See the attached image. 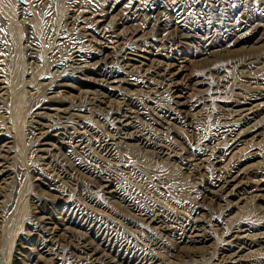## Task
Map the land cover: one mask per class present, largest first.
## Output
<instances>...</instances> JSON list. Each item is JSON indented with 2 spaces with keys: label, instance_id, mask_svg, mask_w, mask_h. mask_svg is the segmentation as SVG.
Listing matches in <instances>:
<instances>
[{
  "label": "rangeland",
  "instance_id": "374dc122",
  "mask_svg": "<svg viewBox=\"0 0 264 264\" xmlns=\"http://www.w3.org/2000/svg\"><path fill=\"white\" fill-rule=\"evenodd\" d=\"M147 1L0 0V69L6 76H0V86L7 85L10 95L7 113L0 109V136L5 139L0 150V264H32L43 238L37 231L39 210L59 217L70 212L71 203L108 226L113 239L134 250L151 249L160 264H264V240L258 243L253 235H264V131L244 136L243 142L226 150L221 163H215L224 170L235 168L238 176L222 191L207 194L203 209L198 207L201 199L192 192L194 185L213 173L215 164L208 153L216 146L225 149L229 138L200 144L197 149L207 154L201 156L198 167L185 160L193 153V141L197 142L193 132L205 136L216 118L241 120L246 113L242 107H246L255 113V122L264 123V0H159L174 8L179 22L178 30L170 35L172 40L164 38L161 19L143 15L138 3ZM63 27L69 35L87 34L92 49L105 46L115 69L121 66L141 81L122 85L118 91L131 97L137 111L123 112L128 116L124 119L127 131L147 141L146 148L108 136L111 131L105 127L107 116L102 110L122 108L114 96L100 98L97 110L90 113L71 109L66 119H58L49 110L33 115L35 106L51 95L83 107H88L86 96L95 97L74 86H51L50 51ZM27 37L38 44L34 60L26 55ZM169 62L175 65L178 93L188 103L197 102L189 112L191 127L161 122L159 109L170 97L161 73ZM88 77L95 75L88 73ZM254 93L263 96L237 106ZM53 125L58 126L59 143L50 139L52 146H38L43 150L34 151L30 133ZM74 131L80 133L82 145L71 139ZM157 151L163 154L157 157ZM91 170L112 176L114 184L107 192L94 185ZM122 196L156 209L169 224L196 218L195 233L205 240L182 247L173 257L172 235L142 222L123 204ZM69 226V233L88 235L83 226ZM244 240H250V246L242 261L224 263L218 256L225 242ZM58 243L66 249L65 242ZM47 247L44 258L53 260L55 250ZM73 259L64 255L60 264H79Z\"/></svg>",
  "mask_w": 264,
  "mask_h": 264
},
{
  "label": "bare ground",
  "instance_id": "6f19581e",
  "mask_svg": "<svg viewBox=\"0 0 264 264\" xmlns=\"http://www.w3.org/2000/svg\"><path fill=\"white\" fill-rule=\"evenodd\" d=\"M36 1L43 2L45 0ZM138 7H140V10L145 17L161 19L160 21H162V23L160 25L162 26V32L165 33L164 38L172 40L170 35L178 30L177 23H179L176 21L177 16L172 13V9L174 8L165 6L159 0L138 3ZM65 23L71 24V22L67 21ZM61 30L62 31L56 35L57 43L55 44V48L50 51L49 56L51 69L48 78L52 80L51 86H74V88L81 92H93L95 97L89 98L86 96L88 99V107H83L77 101L71 103L64 100H55V97L51 95L35 106L33 109V115H44V113L46 114V110H49L55 112V114L58 115V119H66L71 109H78V111L90 113L89 110H97L96 107H98V105L96 104L102 102L100 101V98L106 99L114 96L118 99V104H120L122 108L123 106L125 107V111H122V108L118 105L116 110H113L110 107H108V109L106 108V110H102V114L105 113L104 115L107 116L105 127L111 131V134L108 136L117 141H122L124 138L128 140L127 144L130 146L137 145L141 148H146V145L149 144L147 141H144L140 136L128 133L127 131L128 123H125L124 119L128 116L123 112L129 111L130 113H136L137 111L133 110L132 105L134 103L131 97L122 95V93L118 91V87H121L122 85H139L138 83H141V81L136 79L133 74H128L129 71H125L121 66H118L115 69L111 65L113 62L111 60L112 57L106 52L105 46H102L101 48H90L87 43L88 40L86 39L87 34L84 33L82 37V33H78V36L76 37L69 35L68 33L66 34L64 27ZM37 47L38 44L33 42L31 37H27L25 44V49L27 50L26 55L32 60L36 57ZM1 63L3 62L0 59V65ZM174 66L173 62H169L165 68H162V82H167L170 97L167 103L159 109L161 113V122L163 126L164 124L168 125L172 122H178L183 125H190L189 127H191V124H189L188 121L190 116L189 112L197 106V104H195L197 102L192 104V102L189 101L190 103H188V99L183 100V96L180 95L181 93H178L180 90H178V83L174 81V76L176 75V72L173 71ZM66 70H69L70 73L67 75L61 74ZM87 71L88 73L95 75V77H88ZM0 76L6 77L2 74L1 69ZM260 95L263 96L262 93L251 94L244 102L239 103V105L237 103V106H244L253 100L259 99L260 97H257ZM9 96L8 86H0V109L2 112L4 111L7 113L6 102H8ZM56 103L59 107L54 106ZM99 109L101 110V108H98V110ZM242 109L246 111V113L240 117L241 120H236L235 118H216L213 121V126L210 131H208L205 136H203L204 134L199 133L200 131L198 130L193 132V140H197V142L193 141L195 148H192L193 153L190 154V158H185L186 163L188 162V165L192 164L198 167L201 156L207 154L202 152V149H197L203 142L212 143L217 139L224 140L229 138L228 144L224 145L225 149L216 146L213 151L208 153L209 158L214 161V164L221 163L223 156L227 153L226 150L234 149L239 143L243 142L242 139L244 136L264 131V123L258 124L255 122V113L248 110L246 107H242ZM94 116L96 115L94 114ZM97 116L101 118V116ZM57 127L58 126L53 125L46 127L47 130H42L40 127L34 129V131L30 133V136L34 141L33 150L39 152L43 149L38 146H52L53 143H50V139H53L55 143H59V134L55 133ZM70 134H73V137H71V139L73 138V141L76 140L80 142L81 145L83 144L84 140L80 138L81 136L79 135V132L74 131ZM74 134H77L78 136H75ZM4 140L5 139L2 140V136H0V150L3 149L2 142ZM162 154V151L156 152L157 157H160L159 155ZM1 165L2 164L0 163V166ZM214 167L212 174L201 178L194 185L192 192L197 196V199H201L200 204H198L200 209L204 208L202 201L207 194L212 195L222 191L238 176V171H236L235 168L224 170L216 164ZM91 171L94 173L95 177L94 185L96 184V186L104 192H107L109 186L114 184L111 180L112 176L108 172H103L102 170ZM2 175L3 170H0V178ZM59 192L61 194L60 196H63L64 192ZM253 196L254 194L252 193L251 197ZM120 199L123 204L126 203L125 205L136 213V216H138L142 222L145 224L158 225L161 229H164L172 235L173 240L170 255L173 257L179 255V252L182 251V247L190 243H198L205 240L204 235L195 233V231L198 230L196 218H183L179 221L172 220L169 224V220L166 221L164 216L156 209L138 205L136 202L125 196H122ZM239 199L242 198L239 197ZM39 211L42 215L36 217L37 231L42 233L43 238L41 240V247L38 250L39 253L33 254L32 264H60L64 255L68 254L73 255L75 258L73 261H76L79 264H122V262L126 264H160L151 249L134 250L128 243L119 242L118 239H113L114 236L112 235L110 228L99 219L95 218L92 214L86 212L80 205L71 203L70 212L63 213L59 217L47 214V211L44 210ZM70 224H75L81 227L83 226L87 230L88 235L84 237L69 233L68 230L71 229L69 226ZM59 230H61L62 233L58 234L57 232ZM246 230L249 229H240V231ZM253 235L257 236L255 241H258V243L264 240V235H261L259 232ZM60 241L66 243V249L58 243ZM249 242L245 240L239 244L225 242L218 249V256L224 259V263H229L231 261L238 263L242 261L247 246H250ZM48 244L53 246V249L55 250L53 260L52 258L49 260L44 258L45 254L49 253V248L47 247ZM153 246L160 248V245L157 243H154ZM71 250L74 252H71ZM50 254L52 255L51 251Z\"/></svg>",
  "mask_w": 264,
  "mask_h": 264
}]
</instances>
